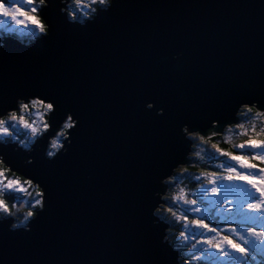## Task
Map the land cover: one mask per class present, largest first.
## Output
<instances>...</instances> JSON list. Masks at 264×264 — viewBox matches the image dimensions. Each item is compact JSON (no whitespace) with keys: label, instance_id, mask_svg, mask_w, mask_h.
Returning <instances> with one entry per match:
<instances>
[{"label":"water","instance_id":"95a60500","mask_svg":"<svg viewBox=\"0 0 264 264\" xmlns=\"http://www.w3.org/2000/svg\"><path fill=\"white\" fill-rule=\"evenodd\" d=\"M49 11L50 41L0 52V107L44 89L78 111L81 128L67 156L49 162L41 151L29 166L50 182L49 210L32 233L0 225V254L29 264H175L152 224L155 178L184 152L180 122L227 116L240 82L264 79V0H119L86 30ZM181 48L196 62L172 61ZM145 97L163 100L166 115L145 111Z\"/></svg>","mask_w":264,"mask_h":264},{"label":"clouds","instance_id":"9594fccd","mask_svg":"<svg viewBox=\"0 0 264 264\" xmlns=\"http://www.w3.org/2000/svg\"><path fill=\"white\" fill-rule=\"evenodd\" d=\"M119 0H0V14L17 28L0 31V52L32 51L57 30L49 10L67 26L88 29ZM3 22H0L2 24ZM22 26V27H21ZM249 30H256L255 21ZM171 60L193 64L184 49ZM227 116L215 111L205 122L185 120L177 135L184 152L155 178L150 212L161 229L160 243L175 255V264H264V79H243ZM191 92L180 102L192 103ZM145 111L166 115L158 98L142 100ZM81 115L44 89L14 94L0 107V225L7 233H32L49 210L50 182L30 165L42 151L49 162L67 156L77 143ZM12 153L21 154L19 160ZM92 172L87 179L92 180ZM0 264H29L10 253ZM122 264H141L129 259Z\"/></svg>","mask_w":264,"mask_h":264},{"label":"rangeland","instance_id":"374dc122","mask_svg":"<svg viewBox=\"0 0 264 264\" xmlns=\"http://www.w3.org/2000/svg\"><path fill=\"white\" fill-rule=\"evenodd\" d=\"M0 22H3L2 24H0V29H2L3 27H4L3 29L9 28V23L7 19L4 18V16L0 17Z\"/></svg>","mask_w":264,"mask_h":264},{"label":"trees","instance_id":"16d2710c","mask_svg":"<svg viewBox=\"0 0 264 264\" xmlns=\"http://www.w3.org/2000/svg\"><path fill=\"white\" fill-rule=\"evenodd\" d=\"M3 15L2 14H0V17H2ZM4 18H6L7 19V21H8V23H9V28L10 27H12V28H17L18 26H16L15 24H14V22L11 20V18H9V17H4ZM22 27V26H21ZM4 28V27H3ZM0 29V31H3V30H5V29Z\"/></svg>","mask_w":264,"mask_h":264},{"label":"snow or ice","instance_id":"6c2138e0","mask_svg":"<svg viewBox=\"0 0 264 264\" xmlns=\"http://www.w3.org/2000/svg\"><path fill=\"white\" fill-rule=\"evenodd\" d=\"M5 2L7 3V4H13V3H15L16 2V0H5Z\"/></svg>","mask_w":264,"mask_h":264}]
</instances>
